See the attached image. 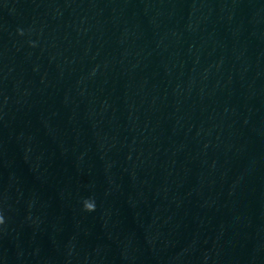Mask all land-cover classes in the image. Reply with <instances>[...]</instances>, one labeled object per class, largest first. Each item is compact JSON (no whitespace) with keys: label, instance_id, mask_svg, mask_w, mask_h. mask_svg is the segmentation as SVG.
<instances>
[{"label":"water","instance_id":"1","mask_svg":"<svg viewBox=\"0 0 264 264\" xmlns=\"http://www.w3.org/2000/svg\"><path fill=\"white\" fill-rule=\"evenodd\" d=\"M0 216V264H264V0H0Z\"/></svg>","mask_w":264,"mask_h":264},{"label":"clouds","instance_id":"2","mask_svg":"<svg viewBox=\"0 0 264 264\" xmlns=\"http://www.w3.org/2000/svg\"><path fill=\"white\" fill-rule=\"evenodd\" d=\"M83 208L85 211H94L95 209V205H94V201H92L90 198L89 199H85L83 201ZM4 223V219L2 216H0V224H3Z\"/></svg>","mask_w":264,"mask_h":264}]
</instances>
